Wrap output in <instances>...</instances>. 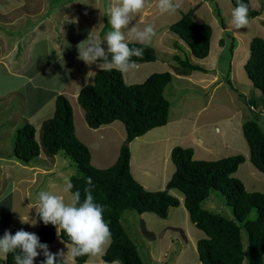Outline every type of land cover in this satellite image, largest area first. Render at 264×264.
<instances>
[{
  "label": "rangeland",
  "instance_id": "obj_1",
  "mask_svg": "<svg viewBox=\"0 0 264 264\" xmlns=\"http://www.w3.org/2000/svg\"><path fill=\"white\" fill-rule=\"evenodd\" d=\"M24 1L19 5L16 4L21 0L14 1L15 6L10 4L0 6V58H5V60H0V64L1 61L9 64L0 65V202L3 195L7 194L8 196L11 193L10 199L18 200L19 207L13 211L14 216L11 219L13 225L10 226L18 230L23 229L30 233H37L39 226L37 229L30 223H21L20 217H26L24 219L29 221L33 218L32 215H27L26 211L20 210V208L23 209L27 202L32 205L37 204V196L40 191L62 195L68 202L69 194L64 191L67 185L54 186V184L59 183L62 178L69 179L70 176L75 175V167H71L70 160L60 154L54 157L57 160L53 173L40 174L36 183L31 184L30 187L25 181L16 183V178H19L21 174L23 179L24 176H31L32 172L13 156L14 132L26 124H30L34 126L37 137L42 124L53 116L54 101L48 99L50 90L53 93L54 89L58 88L57 94L55 95V92L53 95L54 98L62 94V84L66 86L69 82L78 80V84L82 86L87 73L93 71L94 68L93 76L88 77L90 80L88 84L93 82L96 72L101 69L95 64L88 66L79 60L77 45L86 41L94 28L93 35L101 42L103 41L104 35L111 30L109 23V26L105 27V17L107 16L109 19V8L116 3V0ZM178 2L181 7L175 14H160L156 6L157 0H149L150 6L137 17L141 30L149 24L154 26L157 36L147 45L156 50L158 58L155 62L140 64L139 68L133 71L136 74H132V72L123 74L124 82L127 85L141 84L154 73L170 72L173 79L166 88L165 97L171 105L169 123H172L174 127H180L179 138L183 142L181 144L191 143L195 135L197 138H203L207 147L206 150H201L199 155L195 150V159L197 160H219L235 155L246 156V154L248 156L250 149L244 136L243 125L248 121L256 120L264 128V109L259 105L256 107L255 100L260 97L261 92L248 78L245 70L246 62L251 55L252 40L256 37L264 38V0H250L253 10L258 11L259 16L250 18L252 23L249 28L239 30L231 24V13L235 7L232 0H178ZM197 6L193 18L198 23H206L212 27V39L215 41L214 43L217 41L216 46L222 48V51H217L214 47L210 57L203 60L197 59L190 51L188 44L169 29L172 24L182 18L183 13ZM9 15L13 20L15 18V26H12L13 22H9L10 24L4 22ZM135 23L134 21L133 25ZM6 35H10V38H6ZM176 41H179L180 45L176 46ZM51 43L53 46L48 48ZM129 43L138 42L130 40ZM102 47L107 50L106 42ZM245 54L248 56L245 57ZM176 55L183 61L188 60L192 64L203 66L207 72L195 71L190 76L176 75L175 67L180 66L171 61L172 57ZM45 59L46 61H44ZM13 60L16 62H12ZM19 60L25 65H17ZM3 66L12 73L22 72L25 74H31L39 68L40 72L34 76V84L42 87L35 90L41 95L38 98L39 106L30 101L28 105L25 103L26 97L29 96V87L24 88L26 91L24 93L8 91L5 88L1 81L3 77L7 76L6 84L11 89H15L17 86L23 87L21 83L23 78H12L6 73L2 74ZM213 75L217 77L216 82L209 85V80ZM200 77H204V82H197V78ZM27 79L23 81V84L28 82ZM75 89L76 86L73 84L70 90L74 91ZM66 97L68 98V96ZM68 99L70 101V98ZM33 100L36 102V99ZM71 101L74 104L75 125L83 134L81 137L85 139L87 132L85 129L90 127L86 124L84 115L81 114L84 109L78 100L71 98ZM252 101L255 104H252ZM33 108L35 109L32 111ZM192 128L197 130V134L193 136L188 135ZM92 130L97 131L96 136L103 137L101 139L102 149L108 148L111 151V147L118 146V142L110 141V136H116L110 130L106 129L107 131L99 133V128ZM121 131L122 133H118L120 135L117 138L125 135L124 126L121 127ZM168 131L161 129V132L156 134L165 135ZM181 144L179 147H182ZM153 151H156L155 147L150 149L146 147L142 153H152ZM101 152L98 151L99 156ZM47 157L41 152L30 163L46 168L50 162H45L44 165L39 161L46 160ZM48 158L52 161L54 159ZM16 168L20 169V172L16 171ZM96 168L103 169L99 166ZM157 168H163V159L157 164ZM12 170L14 176L9 179L7 171L10 173ZM235 177L244 183L248 192L264 193V173L257 170L250 160L240 166ZM18 186L19 190L14 191ZM178 193L181 194L179 191ZM8 202L10 201H6V203ZM4 205L0 208L2 216L8 210ZM203 207L225 218H233L229 202L219 192H213L209 199L203 203ZM254 216L255 214L252 215V217ZM153 218L157 222L150 219H144L142 222L140 215L135 211H127L124 215L126 232L137 245L145 264H202L199 260L197 244L199 240L206 238L204 232L195 227L190 220L187 222L188 225H185L183 220H180L179 213L169 216L167 222H165L166 219L162 220L157 215ZM143 225L146 230L151 229L161 235L149 241L142 229ZM242 238L245 250L243 264H249L247 234L243 233ZM61 241L58 238L54 243V253L61 250L58 249V243H62ZM2 258L4 260L5 256H0V264ZM3 263L5 262L2 261Z\"/></svg>",
  "mask_w": 264,
  "mask_h": 264
},
{
  "label": "trees",
  "instance_id": "obj_2",
  "mask_svg": "<svg viewBox=\"0 0 264 264\" xmlns=\"http://www.w3.org/2000/svg\"><path fill=\"white\" fill-rule=\"evenodd\" d=\"M232 1L236 6V0ZM244 2L249 5L251 19L259 16V12L253 10L250 0ZM197 8L183 13L170 30L189 45L197 59L203 60L210 54L213 30L209 24L195 21L193 15ZM105 21V27H108L107 16ZM129 46L144 48L142 59L133 57L138 65L155 62L158 58L156 50L149 45L129 43ZM250 51L245 70L248 78L261 92L260 97L255 99V106L264 109V38H254ZM174 60L181 67H175L177 75L206 72L204 68L188 60L183 61L179 56H175ZM172 79L170 72L154 73L141 84L127 85L121 72L115 69L99 70L93 83L80 90L78 102L85 111V119L90 128L98 129L116 121L125 125L126 140L121 146L117 162L109 168L99 169L92 164L89 148L76 135L73 107L63 94L56 96L54 115L42 124L39 141L34 126L30 124L15 131L13 155L24 165H28L41 152L51 158L60 154L66 156L76 172L70 179L73 185L71 191L79 189L82 199L83 189L88 186L86 181L89 177L92 179L93 196L97 203L105 206L104 218L112 232V242L103 257L110 264L116 258L122 260L123 264H145L137 245L123 226V214L127 211L153 213L161 219H167L170 209L181 204L179 198L170 193L172 189L184 195V205L191 222L206 234V238L197 244L202 264H243V233L248 237L249 264H264V193L248 192L244 183L235 177L239 167L246 162L244 155L219 160H197L194 158V149L177 146L171 153L176 171L165 190L161 191L145 189L131 173V142L169 123L171 105L165 97V90ZM252 104L255 102L252 101ZM243 132L250 149V161L264 173V128L253 120L243 125ZM213 192H219L227 199L232 208V219L203 207ZM38 221L41 228L36 235L51 251L56 239V228L51 224L45 226L39 218ZM17 230L8 229L12 234ZM143 230L149 240L155 238L145 226ZM60 237L69 243L66 234L62 233ZM44 259L41 253L35 264H42ZM86 259L76 258L75 264H85ZM3 264H14L12 254L7 255Z\"/></svg>",
  "mask_w": 264,
  "mask_h": 264
},
{
  "label": "clouds",
  "instance_id": "obj_3",
  "mask_svg": "<svg viewBox=\"0 0 264 264\" xmlns=\"http://www.w3.org/2000/svg\"><path fill=\"white\" fill-rule=\"evenodd\" d=\"M149 6V0H116L108 12L111 30L101 42L93 35L94 28L88 39L77 45L78 59L88 66L95 64L102 71L115 69L127 74L137 70L139 65L133 57L142 59L144 48L130 47L129 41L147 45L157 36L153 25L149 24L141 30L137 21V17ZM156 6L160 14H175L181 7L178 0H157ZM134 21L136 23L133 25ZM251 23L249 5L244 0H236L231 24L239 30L249 28ZM105 42L107 50L102 47ZM92 73H87L86 80ZM92 183L89 177L86 181L88 186L83 189V199L81 191L77 189L72 192L73 185L69 183L64 189L69 194L68 202L64 196L49 191L38 193L35 207L37 216L45 226L51 224L55 227L58 237L66 234L69 243L61 242L65 243L67 253L63 249L52 253L47 244L41 243L38 235L20 229L15 234L6 230L0 237V255L12 254L14 264H35L41 253L45 257L42 264H57L58 261L59 264H68L69 260L75 261L79 257H87L85 264H97V261L99 264H110L103 257L112 242V232L104 218L105 206L97 203L93 196ZM20 219L21 223H30L33 227L38 223V220ZM111 264H123V261L116 258Z\"/></svg>",
  "mask_w": 264,
  "mask_h": 264
},
{
  "label": "crops",
  "instance_id": "obj_4",
  "mask_svg": "<svg viewBox=\"0 0 264 264\" xmlns=\"http://www.w3.org/2000/svg\"><path fill=\"white\" fill-rule=\"evenodd\" d=\"M14 1L18 2V0H0V6L3 5V4H10L11 6H15L14 5ZM24 2H25L24 0H21V2H19L16 5H19V4L24 3ZM14 20H15V18H14ZM14 20L12 19L11 15H9V16L6 17V21H4V22H7L8 24H10L12 22L14 23L15 22ZM13 23H12V26H15L16 23H14V24ZM1 31H4V30H1ZM8 37L10 38V35H8V36L6 35V38H8ZM212 38H213V33H212L211 42H210V54H209V56L207 58L210 57L214 47H215L214 48L215 50H217V51L221 50L222 51L221 47L216 46L217 41H216V43H214L215 41H213ZM220 41H221V39L219 40V42ZM52 44L53 43H51L48 46V48L53 46ZM178 44L180 45L179 41H176L175 45L177 46ZM247 56L248 55L245 54V57H247ZM16 58H18V57H16ZM46 59H47V57H46ZM46 59L44 61H46ZM0 60H5V58H2V59L0 58ZM19 61L17 62V65H25L24 63H22L21 61L19 62ZM171 61L175 62L174 57H172ZM12 62L15 63L16 61L13 60ZM0 65H9V64H6L5 61L4 62L1 61ZM70 65H72V64H70ZM194 65H196V64H194ZM197 66H200V67L204 68L201 65H197ZM1 69H2V71H1L2 74L6 73L7 75H9L12 78H20V77H22L23 81L26 80L27 78H30L31 80L29 81V79H27L28 82H26L25 84H23L24 83L23 81L21 82L23 87L17 86L15 89H11V87H9L6 84L7 76L3 77L2 78L3 80L1 79V81H2L3 85L5 86V88L8 89V91L13 90L16 93L18 91L24 93V92H26L24 88L29 87V89H28L29 96L26 97L25 103H27V105H28L29 101H30L31 103L33 102L34 104H37V106H39L38 98H40L41 95H39V93L36 92L35 90H39L42 87L36 86L34 84V78H35L34 76L37 75L40 72L39 68H37L31 74H27V73L25 74V73H22V72L12 73L5 66H3ZM94 71H95V69L93 68V71H91V72H93L92 74H94ZM197 72H199V71H197ZM202 73H204V72H202ZM92 74H91V76H93ZM132 74H136V72H132ZM190 75H186V76H190ZM178 76H184V75H178ZM199 79H201V80L199 81ZM216 79H217L216 75H213L212 79L209 80L210 81L209 85L214 84L216 82ZM75 81H77V82H75ZM75 81H74L75 83L74 82H69L66 86L64 84H62L63 88H61L62 94L63 95L65 94L66 96H68V98H70V102H71V105H72L73 108H74V104L72 103L71 98H73L74 100H78V95H79L80 90L84 86H86L88 84V81H90V80L88 78H87V80L85 79V82H83L82 86H81V84H78V80H75ZM197 82L198 83L204 82V77L197 78ZM69 84H70V86H69ZM73 84L76 86V89L74 91H71L70 88H71V86H73ZM30 90H32V91H30ZM51 91L52 90H50L49 93H48L49 94V96H48L49 98L48 99H53V101H54V112H55L56 96L53 98V95H54L55 92H56L55 95L57 94L58 88L56 90L54 89L53 93ZM75 94H76V97H74ZM33 99H36V102H34ZM75 106L79 107L78 105H75ZM34 109L35 108H33L32 111ZM54 112H53L52 115H54ZM81 114H82V116L84 115V119H85V111L83 113H81ZM75 121L76 120L74 118V124H76ZM86 124H87V122H86ZM123 126L125 127V125L122 122L116 121V122H114L112 124L102 126L101 129L99 128L98 133L100 131L104 132V130L107 129V130H110L112 134H116L115 137L114 136H110V135L109 136H110V141L118 142V146L111 147L112 150L109 151L108 148H104V149L101 148V145H102V140L101 139L103 137L102 136H100V137L96 136V133H97L96 130H92L91 128L85 129L87 131L86 132V138L83 139L81 137V135H83V134L80 133V130L75 125L76 135L79 138V140L82 143H84L89 148V150L91 152V156H92V164L94 166H96V167L99 166L100 168L106 169V168H109V167L113 166L115 164V162H117V159L119 158V152H120L119 149H121V146L125 142L126 136H127V134L125 133V135H123L122 137L117 138L118 135H120L118 133H122L121 127H123ZM163 127L164 128L159 127V128H155V129L149 131L144 136L136 138L130 144V149H131V173L133 174L134 178L145 189H147L149 191L165 190L168 182L171 180L172 176L174 175V173L176 171V167H174L175 165H174V163L172 162V159H171V153H172V150L174 149V147L179 146L181 144V142H182V140L179 138L180 137V133H179L180 127H178V128L174 127L172 123H168L166 126H163ZM161 129H165V130H169V131L165 135L156 134V133L161 132ZM219 131H221V130L219 129ZM195 134H197L196 128H192L191 131L188 133V135H192V136L195 135ZM36 138L39 141L40 140V134ZM106 139H108V138H106ZM205 144L206 143L204 142L203 138H199V137L197 138L196 135H195L193 137L191 143H188L187 145L181 144V146L184 147V148L185 147H190V148L194 149V152H195V150H197V155H199L201 150H206L207 146H205ZM146 147H148L149 149L151 147H155L156 151H153L152 153L143 154L142 150L145 149ZM99 150L102 151L100 156L98 155V151ZM147 154H150V155H147ZM245 157H246V161L250 160V154L248 156L246 154ZM151 158H154V159H151ZM194 158H196L195 154H194ZM162 159H163V168H161V169L157 168V164L159 162H161ZM56 160L57 159L54 158L53 161H52L48 157H47L46 160H43V161L40 160L39 162H42V164H44V165H45V162H50L48 165H46V168H42V167H39V166H37L35 164H31V163H29L28 165H25V166L28 167V170L30 172H32V174H31V176H24L23 179H22V174H21L19 178H16V180H17L16 183H19L20 181H25L28 184V186L30 187L31 184L36 183V179L38 178V176L40 174L45 175V174H51V173L54 172V170L56 169ZM12 164H14V163H12ZM51 164H53V165H51ZM242 165H244V164H242ZM68 168H69V165H68ZM17 170H18V168H16V171ZM18 171L20 172V169ZM7 173H8L9 179H12V177L14 176V175H12L13 170L10 173H9V171H7ZM235 176H237V172H236ZM71 177L72 176H70L69 179L66 178V177L62 178V180H60L59 183L54 184V186L68 185L70 183ZM17 190H19V186L16 187L14 191H17ZM170 193L173 196H176L177 198H179V200L181 201V204L177 208H171V210L169 212V216H171L173 214L177 215L179 213L180 220H183V223L185 225H188L187 222L190 220V215H189V212L187 211V209L185 208V205H184V195L181 192H180L181 194H179L178 190H176V189L170 190ZM10 194H8V196H7V194L3 195L2 201L0 202V208H2V206L5 204L4 207L7 206V209H8L4 213V216H2V213H0V237H2L4 235V232L6 230H8L9 228H12L10 225L11 224L13 225V223L11 222V219H13V216H14L13 211H16L17 208L19 207L18 206V200L10 199ZM27 197H28V194H27ZM68 199H69V197H68ZM6 201H10V202L6 203ZM36 205L37 204H33L32 205L29 202H27V203L24 204V208L23 209L20 208V210L26 211L27 215H29V216L32 215L33 219H31V220H38L37 212H36V209H35ZM125 213L123 214V218H122L123 226H124V215H125ZM139 215H140V218H141L142 222H144L143 221L144 219H150V220L156 221V219L153 218V217L156 216L155 214L144 213V214H139ZM24 218H26V217H24ZM168 219H169V217L165 220V222H167ZM38 226H39V230H40L41 226H40L39 221H38V223H37V225L35 227L38 229ZM143 226H142V229H143ZM172 229H176V228H172ZM39 230L37 232H39ZM148 231L153 233L156 238H158L161 235L160 233H158V232L156 233V232H154L151 229H149ZM58 238L61 239V237H58L57 233H56V239H55L54 243L56 242V240H58ZM145 239H146V237H145ZM54 243L52 244V247H51L52 253H54L53 252ZM65 243H58L59 244V246H58L59 248L58 249H63L64 252L67 253L68 249L66 248ZM56 253H58V252H56ZM0 256H2V255H0ZM2 261H4V262L6 261V256H5L4 260L2 258ZM2 261H1V264H2ZM68 264H75V261L69 260Z\"/></svg>",
  "mask_w": 264,
  "mask_h": 264
},
{
  "label": "bare ground",
  "instance_id": "obj_5",
  "mask_svg": "<svg viewBox=\"0 0 264 264\" xmlns=\"http://www.w3.org/2000/svg\"><path fill=\"white\" fill-rule=\"evenodd\" d=\"M184 41V40H183ZM187 44V43H186ZM189 46V45H188ZM190 48V47H189ZM190 51H191V48H190ZM192 52V51H191ZM193 54V53H192Z\"/></svg>",
  "mask_w": 264,
  "mask_h": 264
}]
</instances>
